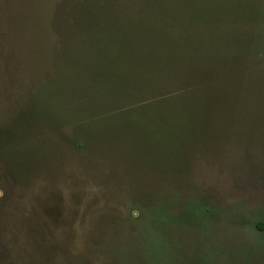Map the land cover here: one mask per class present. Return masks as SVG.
<instances>
[{"label":"rangeland","instance_id":"obj_1","mask_svg":"<svg viewBox=\"0 0 264 264\" xmlns=\"http://www.w3.org/2000/svg\"><path fill=\"white\" fill-rule=\"evenodd\" d=\"M0 264H264V0H0Z\"/></svg>","mask_w":264,"mask_h":264}]
</instances>
